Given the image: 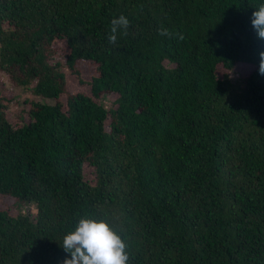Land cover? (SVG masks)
Returning <instances> with one entry per match:
<instances>
[{"label": "trees", "instance_id": "16d2710c", "mask_svg": "<svg viewBox=\"0 0 264 264\" xmlns=\"http://www.w3.org/2000/svg\"><path fill=\"white\" fill-rule=\"evenodd\" d=\"M261 3L0 0V264H63L86 217L129 264H264Z\"/></svg>", "mask_w": 264, "mask_h": 264}, {"label": "clouds", "instance_id": "9594fccd", "mask_svg": "<svg viewBox=\"0 0 264 264\" xmlns=\"http://www.w3.org/2000/svg\"><path fill=\"white\" fill-rule=\"evenodd\" d=\"M251 24L257 37L264 40V3H261L253 12ZM130 21L124 15L114 18L111 22L109 43L115 44L118 35H127ZM161 36L183 40L182 33H173L161 25ZM259 72L264 75V51L260 52ZM70 254L63 264H129L130 253L128 243L121 234L112 226L109 219L81 218L75 230L66 234L61 246Z\"/></svg>", "mask_w": 264, "mask_h": 264}, {"label": "rangeland", "instance_id": "374dc122", "mask_svg": "<svg viewBox=\"0 0 264 264\" xmlns=\"http://www.w3.org/2000/svg\"><path fill=\"white\" fill-rule=\"evenodd\" d=\"M253 69H254V66H252L250 64L249 65L248 64H245L243 66H239L235 70V72H234L237 75L236 74H232L231 75L232 81L239 80V76H247L248 73H250ZM81 70H82V74L84 75L83 78L84 79H87L88 78V73H87L86 68L82 67ZM67 81H68V87L69 88L70 87L72 88L73 86H75V88L72 89L73 91H86L87 92V87L86 86L81 85V84H78L80 82H79V80H78L77 77L68 76ZM10 87H11L13 93L20 99V102H22V100H24V99H31V98H33L31 94L24 93V92H22L20 89H18L15 86H10ZM17 107L18 106L14 105L10 111L11 112L14 111Z\"/></svg>", "mask_w": 264, "mask_h": 264}]
</instances>
